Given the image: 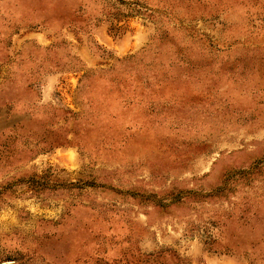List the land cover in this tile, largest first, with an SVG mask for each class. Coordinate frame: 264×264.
I'll use <instances>...</instances> for the list:
<instances>
[{
    "label": "rangeland",
    "instance_id": "rangeland-1",
    "mask_svg": "<svg viewBox=\"0 0 264 264\" xmlns=\"http://www.w3.org/2000/svg\"><path fill=\"white\" fill-rule=\"evenodd\" d=\"M0 264H264V0H0Z\"/></svg>",
    "mask_w": 264,
    "mask_h": 264
}]
</instances>
